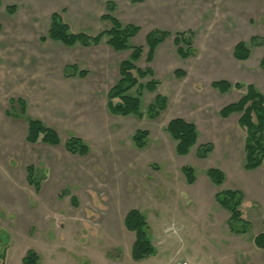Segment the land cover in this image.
I'll return each mask as SVG.
<instances>
[{
	"label": "rangeland",
	"instance_id": "rangeland-1",
	"mask_svg": "<svg viewBox=\"0 0 264 264\" xmlns=\"http://www.w3.org/2000/svg\"><path fill=\"white\" fill-rule=\"evenodd\" d=\"M107 2L115 4L111 15L122 24L139 27L129 41L130 47L143 49L136 65L151 67L160 83L154 93H142V118L113 116L106 106L107 92L119 79L118 65L128 59L129 50L115 52L104 41L72 48L40 41L52 13H59L72 33L96 35L110 28L100 19L108 14ZM8 6H15L13 14L6 12ZM151 31L170 37L147 64L145 42ZM182 32L191 34V58H180L173 45L174 34ZM251 37L259 47L249 44ZM239 42L250 50L243 62L232 55ZM263 57L264 0H1L2 264H22L27 250L37 253L40 264H191L187 259L240 264L235 258L264 255L253 243L264 231V165L243 168L245 131L237 115H218L244 95L247 85L264 96ZM74 63L87 70V77H64V66ZM176 70L185 75L175 76ZM220 80L237 82L241 89L221 94L210 86ZM156 94L166 96L167 107L150 119L146 107ZM19 99L25 102L26 117L56 130L60 145L26 142L25 118L19 105L10 103ZM173 118L185 119L197 130L196 144L185 156L175 153L176 142L165 131ZM138 130L148 132L141 150L132 142ZM70 136L88 146L86 156L66 152L64 141ZM205 144L213 149L198 158L197 149ZM29 166L34 167L38 191L27 183ZM185 166L194 171L192 185L186 183ZM210 168L223 172L221 185L207 177ZM226 190L244 196L239 209L249 222L245 234L229 231V212L215 201V194ZM131 209L144 215L155 249L154 256L139 262L130 257L135 236L123 225Z\"/></svg>",
	"mask_w": 264,
	"mask_h": 264
},
{
	"label": "trees",
	"instance_id": "trees-1",
	"mask_svg": "<svg viewBox=\"0 0 264 264\" xmlns=\"http://www.w3.org/2000/svg\"><path fill=\"white\" fill-rule=\"evenodd\" d=\"M1 5V1H0ZM107 13L101 16V20L108 21L110 28L100 31L96 35H89L84 32L72 33L67 24L63 22L59 13H52L50 16V25L45 36L40 38L41 42L50 41L60 43L65 47H95L103 41L115 52L130 51L128 59L123 60L118 65L119 79L107 92V109L109 112L118 117H127L130 115L142 118L141 96L144 91L154 93L159 81L154 78L151 67L139 68L136 63L141 59L143 54L142 47H130L129 41L134 38L140 31L139 27L131 24H122L111 14L115 10V4L107 2ZM8 14H13L15 6L5 8ZM190 34V33H189ZM170 37L168 32L151 31L146 36L147 53L145 61L151 63L157 47ZM251 45L260 46L256 37H252L249 42ZM173 45L176 48L177 55L182 59H187L194 55L192 48V39L186 33H176L173 36ZM234 59L246 60L250 55V50L244 42H239L234 46ZM260 67L264 70V57L260 62ZM64 77L84 78L87 75L86 70H80L76 64H69L64 67ZM174 75L183 77V71L176 70ZM149 78L146 82L142 80ZM211 88L224 94L231 88L240 89L241 84H231L227 81L220 80L211 83ZM135 89V95L130 92ZM11 104L19 105L20 117H24L27 124L26 142L34 144L40 142L48 146H58L61 140L55 129L45 126L40 120L32 119L25 116V102L21 99L10 100ZM167 107L166 96L157 94L153 101L146 107V114L150 119H156ZM232 114H239L238 125L245 131V140L243 145L244 163L243 168L246 171L255 170L264 165V96L258 93L252 85L245 87L244 95L235 103L222 107L218 115L222 119L230 117ZM165 131L176 142L175 153L179 156H185L190 149L196 144L197 130L194 124L182 118L171 119ZM148 132L138 130L132 136V142L137 149H143L146 146ZM64 149L71 155L80 157L89 153L88 146L78 137L70 136L64 141ZM211 144H205L197 149L198 158H206L212 151ZM27 183L32 185L36 191L39 190V182L34 176V167L29 166L26 169ZM186 183L192 185L195 182L194 171L191 167L182 168ZM209 180L215 185H221L225 176L218 169L210 168L206 171ZM264 186V174L262 176ZM216 203L224 210L229 212L228 227L229 231L234 234H245L249 227V222L242 218L239 209L243 195L240 191L226 190L215 194ZM264 226V217L262 218ZM123 225L125 229L134 234V241L131 246L130 257L133 261L139 262L148 257L155 255V249L150 242L149 228L144 215L136 209L129 210L124 218ZM1 237V236H0ZM253 243L258 249L264 248V231L257 234ZM2 238H0V264H2L3 253L1 251ZM22 264H40L37 253L28 250L21 260Z\"/></svg>",
	"mask_w": 264,
	"mask_h": 264
},
{
	"label": "crops",
	"instance_id": "crops-1",
	"mask_svg": "<svg viewBox=\"0 0 264 264\" xmlns=\"http://www.w3.org/2000/svg\"><path fill=\"white\" fill-rule=\"evenodd\" d=\"M1 1V0H0ZM252 38V37H251ZM250 38V39H251ZM249 42H250V40H249ZM250 44V43H249ZM236 45V44H235ZM75 47V46H74ZM257 47H259V46H257ZM70 48H72V47H70ZM233 49H234V47H233ZM232 53H233V51H232ZM194 56V55H193ZM193 56H191V57H193ZM154 57H155V54H154ZM154 57H153V59H154ZM191 57H189V58H191ZM249 57H250V55H249ZM248 57V58H249ZM234 58V57H233ZM247 58V59H248ZM246 59V60H247ZM246 60H237V61H240V62H243V61H246ZM262 60V59H261ZM152 62H153V60H152ZM151 62V63H152ZM261 62V61H260ZM75 64V63H74ZM66 65H69V64H66ZM65 65V66H66ZM77 65V64H76ZM64 66V67H65ZM259 66H260V64H259ZM261 68V67H260ZM262 69V68H261ZM63 70H64V68H63ZM87 71V70H86ZM186 73V72H185ZM87 75H88V72H87ZM87 75H86V77H87ZM186 76H188L187 75V73H186ZM78 78V77H77ZM225 81V80H224ZM214 82V81H213ZM212 83V82H211ZM211 83H210V85H211ZM230 83V82H229ZM237 83V82H236ZM231 84H235V83H231ZM254 87V86H253ZM255 88V90L259 93V91H258V89L256 88V87H254ZM232 89V88H231ZM241 89V88H240ZM240 89H236V90H240ZM227 93V92H226ZM157 95V94H156ZM155 95V96H156ZM160 95H162V94H160ZM106 106H107V104H106ZM109 111V110H108ZM219 112V111H218ZM111 114V113H110ZM112 115V114H111ZM233 115V114H232ZM235 115H237V121H238V118H239V114H235ZM114 116V115H113ZM229 118V117H228ZM227 119V118H226ZM167 125V124H166ZM243 130V129H242ZM221 133V132H220ZM223 134H224V136H228V138H229V133H227V131L226 130H223ZM76 137H78V136H76ZM78 138H80V137H78ZM68 153V152H67ZM71 155V154H70ZM39 189H40V187H39ZM243 195V194H242ZM244 197V196H243ZM243 200V199H242ZM128 212V211H127ZM126 212V213H127ZM2 252H3V250H1ZM28 251V250H27ZM26 251V252H27ZM261 251H264V248L263 249H261ZM26 252H24L23 253V256L25 255V253ZM251 253V252H250ZM254 253H251V254H249V255H247V256H245V259H242V261H241V259H239V258H235V261H239L240 262V264H244V262H245V264H264V255H260V254H256V255H253ZM23 256H22V258H23ZM22 260V259H21ZM191 264H196L192 259H187ZM236 264H238V263H236Z\"/></svg>",
	"mask_w": 264,
	"mask_h": 264
},
{
	"label": "built area",
	"instance_id": "built-area-1",
	"mask_svg": "<svg viewBox=\"0 0 264 264\" xmlns=\"http://www.w3.org/2000/svg\"><path fill=\"white\" fill-rule=\"evenodd\" d=\"M174 264H189V263L186 262V261H183V262H179V261H177V262H175Z\"/></svg>",
	"mask_w": 264,
	"mask_h": 264
}]
</instances>
